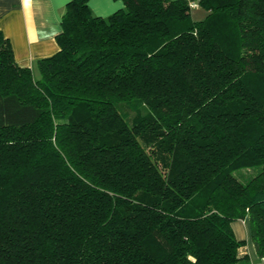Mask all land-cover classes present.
Returning a JSON list of instances; mask_svg holds the SVG:
<instances>
[{"label": "trees", "instance_id": "16d2710c", "mask_svg": "<svg viewBox=\"0 0 264 264\" xmlns=\"http://www.w3.org/2000/svg\"><path fill=\"white\" fill-rule=\"evenodd\" d=\"M87 1L38 76L0 30V264L264 258V0Z\"/></svg>", "mask_w": 264, "mask_h": 264}, {"label": "crops", "instance_id": "0c3cea01", "mask_svg": "<svg viewBox=\"0 0 264 264\" xmlns=\"http://www.w3.org/2000/svg\"><path fill=\"white\" fill-rule=\"evenodd\" d=\"M68 1L0 0V30L8 38L19 65L30 67L34 73L39 58L58 50L56 35ZM87 4L91 13L102 17L123 6L122 0H88ZM231 226L235 236L244 240L237 248L241 258L233 264H264L250 239L247 219L233 220Z\"/></svg>", "mask_w": 264, "mask_h": 264}, {"label": "rangeland", "instance_id": "374dc122", "mask_svg": "<svg viewBox=\"0 0 264 264\" xmlns=\"http://www.w3.org/2000/svg\"><path fill=\"white\" fill-rule=\"evenodd\" d=\"M196 2L198 0H195ZM206 11L200 7H192L191 8V18L193 20H200L205 17ZM34 76H38V70H35L33 73ZM260 170V166L253 167H244L233 171V174L236 178H238L242 182H246L250 177L254 176Z\"/></svg>", "mask_w": 264, "mask_h": 264}, {"label": "built area", "instance_id": "2783aa9c", "mask_svg": "<svg viewBox=\"0 0 264 264\" xmlns=\"http://www.w3.org/2000/svg\"><path fill=\"white\" fill-rule=\"evenodd\" d=\"M189 5L192 8V7H197L198 4H197V2L195 0H190L189 1Z\"/></svg>", "mask_w": 264, "mask_h": 264}]
</instances>
